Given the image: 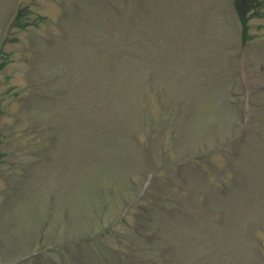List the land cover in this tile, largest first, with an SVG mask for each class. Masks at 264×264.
I'll list each match as a JSON object with an SVG mask.
<instances>
[{
	"label": "rangeland",
	"instance_id": "374dc122",
	"mask_svg": "<svg viewBox=\"0 0 264 264\" xmlns=\"http://www.w3.org/2000/svg\"><path fill=\"white\" fill-rule=\"evenodd\" d=\"M21 7L44 20L9 27ZM260 15L245 36L234 0H0V264H117L109 247L126 264H264ZM154 173L140 203L175 209L174 242L147 243L138 207L120 220Z\"/></svg>",
	"mask_w": 264,
	"mask_h": 264
}]
</instances>
